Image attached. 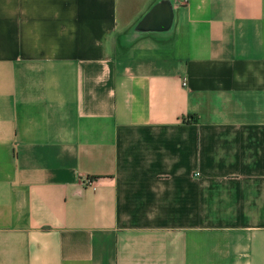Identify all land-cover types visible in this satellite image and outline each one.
<instances>
[{
	"label": "crops",
	"instance_id": "crops-1",
	"mask_svg": "<svg viewBox=\"0 0 264 264\" xmlns=\"http://www.w3.org/2000/svg\"><path fill=\"white\" fill-rule=\"evenodd\" d=\"M0 264H264V0H0Z\"/></svg>",
	"mask_w": 264,
	"mask_h": 264
},
{
	"label": "trees",
	"instance_id": "trees-1",
	"mask_svg": "<svg viewBox=\"0 0 264 264\" xmlns=\"http://www.w3.org/2000/svg\"><path fill=\"white\" fill-rule=\"evenodd\" d=\"M185 122L191 123L196 121V115L195 114H188L186 118L184 119Z\"/></svg>",
	"mask_w": 264,
	"mask_h": 264
},
{
	"label": "built area",
	"instance_id": "built-area-1",
	"mask_svg": "<svg viewBox=\"0 0 264 264\" xmlns=\"http://www.w3.org/2000/svg\"><path fill=\"white\" fill-rule=\"evenodd\" d=\"M183 84H184V82H183Z\"/></svg>",
	"mask_w": 264,
	"mask_h": 264
}]
</instances>
